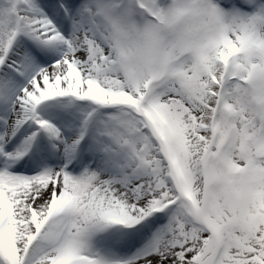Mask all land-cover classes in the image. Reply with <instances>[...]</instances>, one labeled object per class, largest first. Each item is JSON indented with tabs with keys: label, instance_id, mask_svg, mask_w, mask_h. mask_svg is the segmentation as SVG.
<instances>
[{
	"label": "snow or ice",
	"instance_id": "6c2138e0",
	"mask_svg": "<svg viewBox=\"0 0 264 264\" xmlns=\"http://www.w3.org/2000/svg\"><path fill=\"white\" fill-rule=\"evenodd\" d=\"M0 264H264V0H0Z\"/></svg>",
	"mask_w": 264,
	"mask_h": 264
}]
</instances>
